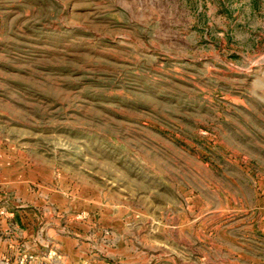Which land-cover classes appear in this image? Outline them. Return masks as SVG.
Segmentation results:
<instances>
[{
    "label": "rangeland",
    "instance_id": "obj_1",
    "mask_svg": "<svg viewBox=\"0 0 264 264\" xmlns=\"http://www.w3.org/2000/svg\"><path fill=\"white\" fill-rule=\"evenodd\" d=\"M0 264H264V0H0Z\"/></svg>",
    "mask_w": 264,
    "mask_h": 264
}]
</instances>
